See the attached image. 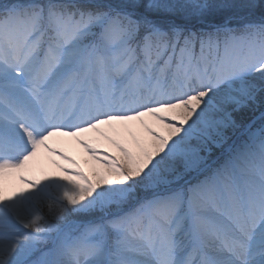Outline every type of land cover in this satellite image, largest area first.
I'll list each match as a JSON object with an SVG mask.
<instances>
[{"label":"snow or ice","instance_id":"obj_1","mask_svg":"<svg viewBox=\"0 0 264 264\" xmlns=\"http://www.w3.org/2000/svg\"><path fill=\"white\" fill-rule=\"evenodd\" d=\"M0 264H264V0H0Z\"/></svg>","mask_w":264,"mask_h":264},{"label":"rangeland","instance_id":"obj_2","mask_svg":"<svg viewBox=\"0 0 264 264\" xmlns=\"http://www.w3.org/2000/svg\"><path fill=\"white\" fill-rule=\"evenodd\" d=\"M53 146L56 148H62L69 155L73 156L81 165V167L84 168L86 172L90 170L92 162L88 160L87 154L84 153L82 148L76 143L75 138L64 137V138L54 139ZM100 147L102 149L107 148L110 151L112 150L111 147L106 142L103 141L100 142ZM50 155L51 154L48 153L41 154L37 167L34 172L35 175H40L41 169L47 171L53 170L49 159ZM51 158H56V157H51Z\"/></svg>","mask_w":264,"mask_h":264}]
</instances>
